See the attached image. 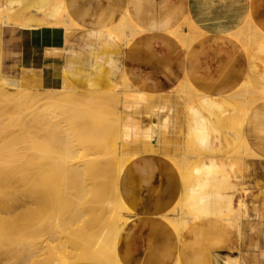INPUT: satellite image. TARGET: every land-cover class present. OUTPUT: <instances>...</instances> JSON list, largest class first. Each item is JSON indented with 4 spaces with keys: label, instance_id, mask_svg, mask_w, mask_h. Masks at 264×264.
Instances as JSON below:
<instances>
[{
    "label": "crops",
    "instance_id": "0c3cea01",
    "mask_svg": "<svg viewBox=\"0 0 264 264\" xmlns=\"http://www.w3.org/2000/svg\"><path fill=\"white\" fill-rule=\"evenodd\" d=\"M64 9L79 28L64 45L45 42L43 30ZM4 10L12 22L0 23V41L2 31L16 32L18 67L41 88L59 90L66 80L75 92H120L127 84L138 94L124 98L120 113V149L134 157L119 179L134 214L119 238L120 263L235 258L241 239L222 219L241 201L244 181L229 156L245 140L264 160V0H0V17ZM121 19L136 30L126 44L109 33ZM186 22L195 36L189 47L173 34ZM252 23L263 38L247 52L232 35ZM24 25L38 36L27 39ZM184 83L192 88L188 108L175 92ZM243 87L256 91L247 115L235 99ZM185 147L193 156L181 175L173 159ZM179 202L201 217L184 218L181 237L165 219Z\"/></svg>",
    "mask_w": 264,
    "mask_h": 264
},
{
    "label": "rangeland",
    "instance_id": "374dc122",
    "mask_svg": "<svg viewBox=\"0 0 264 264\" xmlns=\"http://www.w3.org/2000/svg\"><path fill=\"white\" fill-rule=\"evenodd\" d=\"M3 17L5 16H2V18ZM64 20L66 19H57L53 24L49 25L46 29L43 30V38L45 39V42L53 41V45H64L65 37L67 33H69V29L64 30V28L70 25H74V28L79 27V25L71 19H67L66 21ZM5 21H7V24H11L12 22L11 19H7ZM63 22H65V25H63ZM0 23L3 24V19H0ZM247 25L245 26L244 30H240L232 36L241 41L245 50L248 52L254 45L250 44L248 47H245L244 45L243 35H247V33L251 34L253 31L252 25ZM10 29L11 28H9L8 30L6 29L7 31L4 30V32L2 31L1 35L0 78L7 77L12 79H19L21 81V88L25 90L24 93L26 95L24 96V98H17L12 93H9L7 95L0 94V173L4 172L3 168L7 166H11L14 169V178L11 180L13 181V184L7 185L6 183L5 185L0 187V201L7 202L12 208L14 207V212L8 215V223L11 222L14 225L13 227L16 229L14 230V232H12L14 234L13 238L16 240L13 241V244L11 243V245H7L6 243L0 241V253L2 252L0 258L4 259V257H8L10 260L12 259L11 257L13 255L16 256L18 254L17 250L19 249L17 248H19V246H21L22 249L25 246L26 249L24 248V250H29L30 246H32L33 244L35 245L37 242V245L39 244L38 246H40V241L42 243L40 247H42L43 251L45 250V245L51 247H49V250L51 249V253L54 258L55 256L56 258L64 255L72 256V254L80 252L82 250V247L84 250L91 245V242L89 243L83 239H81V241H78L80 238L75 234L77 232V223L76 225L74 224L76 227L72 225V223H74L72 222L74 221V218L72 217V215H70L71 210H75L77 208L75 200L69 198L66 201L64 208L60 210L62 212L59 211L61 214L59 212H56L57 214L51 215L48 214L50 211H48L47 213L46 210L42 208H38L34 213H30L27 211V208H30L32 205L31 199H33V195H37L39 199H42L43 202L48 205V199L51 201L52 199L58 200L57 197L59 198V195L61 193H65L66 191L75 193L76 190L79 189V181L81 178L67 171L66 174H64L65 172L64 169L61 168V165L66 164V162L68 161L73 165L77 164L78 156L80 155L81 151L79 149V146H76L77 141L84 143L82 144V146L85 145V143L91 144V142H93V130H95L98 125H100L99 123H103L104 120L106 122L110 120V128L113 132L114 138H117L118 135L121 136L117 118L118 113L116 117H111V115L114 114L113 111L114 108L116 110L117 105L113 104L115 102H111V104L109 102V104L104 105V107L92 106L91 103L86 102L88 99H83L82 106H78L72 103H68L66 99L64 100V98H62L63 96H61V98L59 99V91H63L65 88H70V85L66 82V80H64V85L59 90H46L41 88L39 85H37L34 77H32L30 74H23L19 69L16 55L17 35L14 30ZM134 29L135 28L133 27V30ZM181 29L184 34L181 36L180 41H182V43L186 47H189V45L193 42L195 36L192 32L188 33L191 27L187 25V22L184 23L178 30L181 31ZM73 31L74 30H72L71 33L67 36L69 37L73 33ZM242 31L243 33L241 34ZM32 32L29 35H25L27 39L38 36L37 29H33ZM200 36L201 35H198L197 37ZM50 37L52 39H50ZM132 38H126L123 36V38L119 40L126 44ZM186 40H188V42ZM34 58H36V56H29L28 58H26L24 63L29 64L33 61ZM77 91L79 92L74 91V93L78 95L88 94V92L85 93L84 91L79 89H77ZM175 92L185 95L184 93H182L183 87L176 89ZM250 93V90L245 87L240 89V91L238 92L237 96H239V98L240 96H246L244 97V99L240 98L242 104L237 102L236 100V102L242 109L246 106H248V108L250 109L253 106V101H255L256 98L252 99ZM122 95L127 99L129 97H132L134 94L129 91H124ZM123 97L119 99L118 102H116L120 109H122L125 105V99ZM61 99L62 102L59 101ZM17 101L19 103L25 101V103L27 104H25V109H23L22 111L13 113L14 106ZM104 109L109 110V112ZM9 111H12V113H9ZM99 111L100 114H98ZM96 115L99 117H97ZM106 116H109L110 118H107ZM56 118L58 120H56ZM49 121H51L52 123ZM57 122H60L61 124H58ZM44 124L45 126H43ZM49 126H51V128ZM70 140H72V144L74 145V147L67 144V141L70 142ZM242 149L243 147L241 145V147H239L233 154L229 156V161L241 174L244 181V186L243 193L240 199L241 203L239 202L236 209L232 211L234 215L230 214L227 217L240 218L239 236L241 239L242 248L241 252L236 255L235 258L226 259V261H231L233 262V264H264V160L261 159L257 154H255L252 150L251 151L255 156L250 155L249 153V155H247L244 149L243 151H241ZM89 156V158L93 157L92 155ZM182 156L183 157L180 158L184 160L188 158V160L186 161L190 164L193 156L192 152L189 153L186 149ZM239 157L240 159L244 157L242 160V164L239 162ZM4 176L6 177V174H4ZM175 215L176 211L172 210L170 215L168 216L172 217ZM62 218L63 220H61ZM133 218L134 214H125V220L129 219L127 220L128 225L132 222ZM59 221L64 224L62 225ZM226 222L238 233V223L237 221H235V219ZM54 224L57 225L55 226ZM0 228L2 230H0V234H12L11 231H6L7 229L10 230L12 227L7 226L6 228ZM52 230H54L56 233ZM47 231H49L50 234H44ZM58 233L59 235H57ZM16 235L17 237H14ZM66 236L68 239L66 238ZM56 239H59L60 241ZM58 241L60 245L58 244ZM77 241L78 244L76 245ZM61 242L64 248L63 246L61 247ZM16 243L19 244L17 245ZM14 244H16L17 248ZM23 244L24 246H22ZM92 245V250L103 249L102 247L98 246L99 242L98 245L96 242ZM118 245L116 247L117 256ZM13 248H16V255L15 252L14 254L12 252V250L14 251ZM22 249L21 253L23 252ZM9 250L12 252V254L11 252H8ZM27 251H25L26 254ZM6 252H8V254ZM25 252L22 255H26ZM8 258H6L5 260H8ZM8 264H11V262H8ZM220 264H224V262Z\"/></svg>",
    "mask_w": 264,
    "mask_h": 264
},
{
    "label": "bare ground",
    "instance_id": "6f19581e",
    "mask_svg": "<svg viewBox=\"0 0 264 264\" xmlns=\"http://www.w3.org/2000/svg\"><path fill=\"white\" fill-rule=\"evenodd\" d=\"M6 10H4L3 14H1L2 16H5V17H3V18H2V16L0 17V19H3L4 25H7V21H5V20L10 19ZM59 19H66L67 20L66 9H64L62 16ZM66 20H64V21H66ZM63 25H65V22H63ZM187 25L190 26V24H188V23H187ZM133 27L134 26L128 21V19H121L114 27L109 29V31H110L109 33H112L111 35H115V38H117V40L122 39L123 36L126 38L127 37L132 38V37H134V34H135V29L133 30ZM247 27H248V25H247ZM20 28L23 30V33L25 35H29L33 31V29H35V28H33V29L28 28L25 25L21 26ZM78 28L79 27L74 28V25H70V26L65 27L64 30L69 29L68 32L70 33L72 30H75V29L77 30ZM252 28H253V31L251 34L247 33V35H245V34L243 35L244 36L243 42H244L245 47H248L250 44L256 45L263 38V35L254 28L253 23H252ZM29 29H31V30H29ZM107 32H108V30H107ZM175 32H173V34L178 39H180L181 36L184 34V32L182 30L180 32H176V33ZM190 32H192L191 29L188 33H190ZM188 33H185V34H188ZM242 33H243V31L241 32V34ZM186 41L188 42V40H186ZM182 87H183L182 93L185 94L186 107L188 108V105L193 100L192 93H191L192 88L187 83H184ZM124 91H129L132 94H134L136 97L138 95V94H136V92L129 89L127 84L124 85L123 90L119 93H113V92L112 93H110V92L89 93L88 92L87 95H78V94H75L73 90L70 91V90H67L65 88L63 91H59L60 95L59 94L58 95L60 96L59 99L61 98V96H63L62 98H64V100L66 99V101L68 103H72V104L78 105V106H82V100L83 99H85V100L88 99L86 102L91 103L92 106H103L104 107V105L109 104V102H110V104H111V102H115L113 104L117 105V108H116V110L114 108V111H113L114 114H112L111 117L112 116L116 117L117 113H118L117 118H118V125H119V131H120L121 109L119 108V106L116 102H118L119 99H121L123 97L122 94ZM250 91H252L250 93V96L252 99H254L256 97L254 95V94H256V91H253L252 89ZM24 92H25V90H23L21 88V81L19 79H12V78H7V77H3V78L1 77L0 78V94L1 95H7L9 93H12L17 98H24V96L26 95ZM235 97H236L235 99L237 100V102L242 104L240 98L244 99V97H246V96H242V97L240 96V98H239V96H235ZM34 98H35V96H34ZM59 101L62 102V99ZM253 102H255V101H253ZM63 103H64V101H63ZM25 104H27V103H25V101H23L22 103H19L17 101L15 103L13 113H18V112L22 111L23 109H25ZM113 104H112V106H113ZM114 107H116V106H114ZM98 109H96V110H98ZM107 109H109V108H107ZM243 109H244V114L247 115L249 112L248 106L244 107ZM104 110H106V109H104ZM110 110H112V109H110ZM106 111L109 112V110H106ZM9 113H12V111H9ZM66 114H67V112H66ZM98 114H100V111ZM97 117H99V116H97ZM107 118H110V117L108 116ZM56 120H58V119L56 118ZM51 121H49V122H51ZM61 121H62V119H61ZM104 121H103V123H99L100 125H98L97 128L95 130H93V132H92L93 142H91V144L85 143V145L82 146V144H84V143L77 141L76 146H79V149L81 150L80 155L78 156L77 164L73 165L68 161V162H66V164L61 165V168L64 169V172H65L64 174H66V171H67V172H70L71 174L77 175L81 178L79 181V184H80L79 189H77L75 193L70 192V191L69 192L66 191L65 193H61L59 195V198L57 197L58 200H53L51 198L52 199V201H51L48 199V201H47L48 205L46 203H44L42 199H39V197L37 195H33L32 196L33 199H31L32 205L30 208H27V211L30 213H34L38 208H42V209H45L47 213H48V211H50L48 214L54 215V214H57L56 212H59L60 210H62L64 208L65 203L69 198L74 199L76 204H77V208L75 210H71L70 215H72V217L74 218V221H72L74 223H72L71 221L70 222L72 223V225H74V224L76 225V223H77V225H76L77 227L74 225V227L77 228V232L75 234L80 238V239L78 238L79 240L78 239L77 240L81 241V239H83L89 243L91 242L90 247H87L84 250L82 247V250L80 252L74 253V254H72V256L71 255H68V256L64 255V256H61L58 258H56V256H55V258H54L52 253H51V249L49 250L50 246L45 245V247L43 246L45 248V250L44 251L42 250V247H40L42 245L41 241L39 242L40 246H38L39 244L37 245L38 242L35 245L31 244L32 245V246H30L31 249L30 248H29V250L27 249L28 251L24 250V248L26 249L24 244L22 245V246H24L22 249L21 246H19V248H17V246H16L17 243H16L14 245L16 246L17 249H19V250H17L18 254L16 255V250H15L16 248H13L14 251L12 250V252H13V254L15 252L16 256H14V255L12 256L11 255L12 252L10 251L11 250L10 249L8 252L9 253L11 252V254H10L12 256V257L10 256L12 258V259H10L11 261L9 260L8 257H6V258H8V260H5L6 259L5 257H4V259L0 258V264L1 263L2 264H6V263L8 264V262L9 263L11 262V264H121L120 260L117 256V253H116V247L118 245L121 233L123 232L125 227L128 225L127 220H129V219L125 220V214L133 215V212L129 208V206L124 202L123 198H121V196H120V192H119L120 191L119 190V186H120L119 182L120 181H119V179L121 177V174H122L124 168H126V165L128 164V162L134 157L133 156H127V155L122 153V151L120 149L121 148V146H120V143H121L120 137L121 136L118 135L117 138H114L113 132L110 128V120H108L107 122L105 121L106 124L104 123ZM44 122H45V120H44ZM43 126H45V124ZM49 127L51 128V126H49ZM66 140H65V142H66ZM67 144L74 147V145L72 144V140H70V142L67 141ZM242 147L246 151L247 155L250 154V155L255 156L254 153L251 151V149H249V147L246 145L245 140L242 143ZM185 149H187V148L185 147ZM243 149L241 151H243ZM187 150L189 153H191L190 149H187ZM89 155H92L93 157L89 158L90 157ZM253 156H251V157H253ZM184 157H185V155H184ZM167 158L173 159V157H171V158L167 157ZM243 158L244 157H242V159H240V157H239V159H240L239 162L241 164L243 163V161H242ZM135 159H136V157H135ZM173 160H174L173 162H174L175 166L178 168L177 169L178 172L180 171L181 175H183L186 168L189 165V162L186 161V160H188V158L185 160L182 158H179V159L175 158ZM41 163H42V161H41ZM43 163H45V162H43ZM46 167H47V165H46ZM141 167H143V166H141ZM139 169H141V168H139ZM3 171L4 172L0 173V187L5 185L6 183H7V185L13 184V181H11V180L14 178V174H13L14 169L11 166H7V167L3 168ZM3 173L6 174V177L4 176ZM77 179H78V177H77ZM174 207L175 208L173 210L176 211V215L171 217V216H167V214H166L165 219H166L168 225L175 230L177 236L181 237L182 234L187 230L186 226L183 225V222H182L183 219L184 218H190V219H195V220L201 221V217L192 214V212H190L181 202H179L177 204V206H174ZM13 208L9 205V203L4 202V201H0V227H4V228H6L7 226L12 227L10 230H8V229L6 230V231H11V233L14 232V230H16L13 227L14 225L11 222L8 223V219H9L8 215H10L14 212ZM60 212H62V211H60ZM5 214H7V215H5ZM64 214H66V213H64ZM231 214H233V213H231ZM237 216H239V215H237ZM234 219L238 223V236H239V233H240V230H239L240 218L239 217L224 218L222 220L232 221ZM61 220H63V218ZM59 222H61V221H59ZM66 223H65V225H66ZM61 224H62V222H61ZM63 227H65V226H63ZM4 228H2V229H4ZM76 228H74V229H76ZM0 230H1V228H0ZM52 231L55 232L54 230H52ZM52 231H51V233H52ZM46 233L50 234L49 231L45 232L44 234H46ZM59 233L57 235H59ZM13 235H14L13 233L9 234V235L7 233L0 234V241L6 243L7 245H11V243L13 244V241H16L13 238ZM17 235L14 237H17ZM67 236H66V238H67ZM239 238H240V236L238 237V240H239ZM56 240H59V239H56ZM59 241H58V244H59ZM78 241H77L76 245L78 244ZM95 242L97 243V245L99 242L98 246L102 247L103 249L102 250L101 249L92 250L91 249L93 246L92 244ZM239 242H240V240H239ZM61 244H62V242H61ZM62 246H63V244L61 245V247ZM63 248H64V246H63ZM21 249L23 251L22 253H21ZM18 251H20V252H18ZM25 251H27V254ZM76 251H78V250H76ZM8 252H6V253L8 254ZM24 252L26 255H22ZM1 253H0V257L2 255ZM19 253H21V254H19ZM3 254H5V253H3ZM5 256H7V255H5ZM224 264H233V262L225 261Z\"/></svg>",
    "mask_w": 264,
    "mask_h": 264
}]
</instances>
